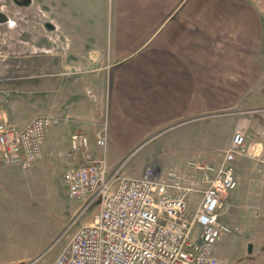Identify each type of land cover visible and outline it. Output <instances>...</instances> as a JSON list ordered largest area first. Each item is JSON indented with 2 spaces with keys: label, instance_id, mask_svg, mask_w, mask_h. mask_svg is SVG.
<instances>
[{
  "label": "crops",
  "instance_id": "1",
  "mask_svg": "<svg viewBox=\"0 0 264 264\" xmlns=\"http://www.w3.org/2000/svg\"><path fill=\"white\" fill-rule=\"evenodd\" d=\"M256 1L90 0L75 55L81 64L65 59L55 72L44 64L39 86L28 89L36 95L34 109L0 110V121L20 128L38 115L60 119L58 127L48 129L42 158L32 169L0 167V264H14L18 253L49 246L34 235L40 222L29 214L42 213L43 204L28 193L47 182L50 171L62 174L72 162L74 133L94 141L105 109L109 142L94 152L107 159L112 172L139 178L148 166L187 174L192 162L222 163L228 135L246 121L243 111L264 105L259 58L264 23ZM89 44L92 49L85 53ZM225 116L223 139L220 128L210 124ZM144 147L141 157L131 159ZM236 176L239 186L237 169ZM262 179L261 198L254 203L260 210ZM237 189L231 207L240 199ZM198 199L192 195L191 206ZM78 208L75 202L73 217ZM221 240L217 253L226 259Z\"/></svg>",
  "mask_w": 264,
  "mask_h": 264
},
{
  "label": "built area",
  "instance_id": "2",
  "mask_svg": "<svg viewBox=\"0 0 264 264\" xmlns=\"http://www.w3.org/2000/svg\"><path fill=\"white\" fill-rule=\"evenodd\" d=\"M59 123L53 115H38L22 128L0 121V167L32 169L48 129ZM108 142L107 112L94 141L84 132L70 138L72 162L62 177L68 197L82 202L70 228L90 208L99 210L74 231L53 264H230L217 249L238 187L235 162L250 150L246 131L235 130L218 166L192 162L187 174L148 166L139 178L112 172L107 159L95 155L94 148L106 149ZM192 195L199 196L193 209Z\"/></svg>",
  "mask_w": 264,
  "mask_h": 264
},
{
  "label": "rangeland",
  "instance_id": "3",
  "mask_svg": "<svg viewBox=\"0 0 264 264\" xmlns=\"http://www.w3.org/2000/svg\"><path fill=\"white\" fill-rule=\"evenodd\" d=\"M256 4L264 23V0H257ZM89 7L90 0H0V110L8 111L13 107L23 114L34 109V95L28 89L39 84L44 64L47 63L50 71L55 72L58 62L76 60L80 54L78 41L82 37V27L89 21L83 12ZM95 16L98 17V14ZM91 49L89 44L83 50L88 53ZM259 58L264 69V44ZM79 64L81 62L75 63ZM260 81L263 83L264 79ZM107 111L105 109L104 113ZM243 117L246 121L238 128L246 131L247 148L250 147V150L235 162L240 172L237 189L240 199L235 201L222 221L227 231L220 243L225 246V258L230 264H264V205L263 210L255 205L261 198L259 193L264 177V105L243 111ZM227 121L225 116L210 124L220 128V138L223 139V127ZM234 133L228 135L230 143ZM144 148L131 159L141 157L147 149ZM62 174L50 171L47 182L35 185L28 193L43 204L42 213L33 209L29 215L33 221L40 222L34 235L49 241V246L39 253H18L14 264H53L74 231L91 223L97 214L99 206L90 208L70 228L74 218L71 208L78 201L68 197ZM81 206L82 202H78L76 216ZM190 207L193 209L194 205Z\"/></svg>",
  "mask_w": 264,
  "mask_h": 264
},
{
  "label": "water",
  "instance_id": "4",
  "mask_svg": "<svg viewBox=\"0 0 264 264\" xmlns=\"http://www.w3.org/2000/svg\"><path fill=\"white\" fill-rule=\"evenodd\" d=\"M249 251H251V247H249Z\"/></svg>",
  "mask_w": 264,
  "mask_h": 264
}]
</instances>
